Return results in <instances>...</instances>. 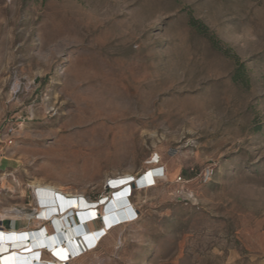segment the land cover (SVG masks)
<instances>
[{"label":"rangeland","instance_id":"obj_1","mask_svg":"<svg viewBox=\"0 0 264 264\" xmlns=\"http://www.w3.org/2000/svg\"><path fill=\"white\" fill-rule=\"evenodd\" d=\"M9 128L10 231H54L35 184L110 204L113 179L166 174L130 186L132 219L95 210L60 264H264V0H0V142Z\"/></svg>","mask_w":264,"mask_h":264},{"label":"bare ground","instance_id":"obj_2","mask_svg":"<svg viewBox=\"0 0 264 264\" xmlns=\"http://www.w3.org/2000/svg\"><path fill=\"white\" fill-rule=\"evenodd\" d=\"M62 143H68V140L62 141ZM155 169L156 167L150 169V172L148 170L139 181V184H144L143 186L156 185L157 180L166 175L162 176L161 172L154 171ZM130 177L131 175H126L113 179L111 185L114 187L110 189L116 192L120 191V194L116 196V201L110 204L107 202L105 205L99 206L97 205L98 201L86 199L84 195L71 194L56 186L35 184L34 189L39 190L37 192L40 201L38 206L40 216L37 220L42 223L51 221L54 231L49 234L46 228L43 230H41L42 228L21 231L2 230L0 232V264H44L43 254L41 253L40 256L39 253V251L44 249L51 250V252L47 251V253L54 255V258L60 259V261L55 260L57 263L68 261V258L79 254L81 249L83 250L81 241L79 243L78 240L90 234L88 231H91L90 223L97 219L98 213L95 210L100 207L109 205L106 217L108 226L116 220L118 223L122 219H132L131 214L134 212L129 210V206L126 205L129 188L125 189ZM12 212L17 217H22V214L17 211L12 210ZM77 212L82 221L81 226L78 222L72 224L70 220L73 217L72 215H76ZM120 213L126 214V216L118 217ZM17 217H13L15 222L18 221ZM76 218L74 220H77ZM54 233L56 235L52 237Z\"/></svg>","mask_w":264,"mask_h":264},{"label":"built area","instance_id":"obj_3","mask_svg":"<svg viewBox=\"0 0 264 264\" xmlns=\"http://www.w3.org/2000/svg\"><path fill=\"white\" fill-rule=\"evenodd\" d=\"M13 133H14V129H10L9 128L8 131H7L5 140L0 142V160L1 159H4V157H5L4 154H5L6 150H8V148H10L11 146L14 145L13 137H11V135H13ZM160 170L162 171L161 174L163 175L164 174L163 168L160 169ZM214 177H215V169L213 167L205 168L199 174L200 182L203 183V184H207V183L211 182L214 179ZM176 180H177L178 183H184V182H186L180 175L177 177ZM15 211H17V212H19V213L22 214V212L19 211V210H17V209ZM4 213H6L7 216L4 217V218H1L2 221L0 222V232L2 230H10V225H9V228L6 227V222L7 221L10 222V217H9V215H10V209L5 210ZM77 214H78V212L76 213V215ZM91 250H92L91 248H88L87 249V251H91ZM41 252H42V254L43 253H47V251L45 249L42 250ZM0 256H1V254H0ZM66 263L67 262H64V264H66Z\"/></svg>","mask_w":264,"mask_h":264},{"label":"trees","instance_id":"obj_4","mask_svg":"<svg viewBox=\"0 0 264 264\" xmlns=\"http://www.w3.org/2000/svg\"><path fill=\"white\" fill-rule=\"evenodd\" d=\"M191 25H192L194 28H196L198 31H200V32L202 31L201 27L198 26L197 23H195V22L193 23V21H192V22H191ZM239 77H240L239 75L236 76V78H239ZM138 184H139V182H138Z\"/></svg>","mask_w":264,"mask_h":264},{"label":"water","instance_id":"obj_5","mask_svg":"<svg viewBox=\"0 0 264 264\" xmlns=\"http://www.w3.org/2000/svg\"><path fill=\"white\" fill-rule=\"evenodd\" d=\"M132 186H133V188L136 187V185H134V184H133ZM126 201H127V205H128V203H129V202H128V198L126 199Z\"/></svg>","mask_w":264,"mask_h":264},{"label":"crops","instance_id":"obj_6","mask_svg":"<svg viewBox=\"0 0 264 264\" xmlns=\"http://www.w3.org/2000/svg\"><path fill=\"white\" fill-rule=\"evenodd\" d=\"M1 254V253H0Z\"/></svg>","mask_w":264,"mask_h":264}]
</instances>
